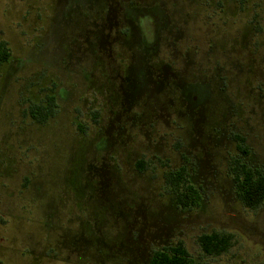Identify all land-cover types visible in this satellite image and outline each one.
<instances>
[{
  "label": "rangeland",
  "instance_id": "1",
  "mask_svg": "<svg viewBox=\"0 0 264 264\" xmlns=\"http://www.w3.org/2000/svg\"><path fill=\"white\" fill-rule=\"evenodd\" d=\"M2 42L0 264H150L179 243L264 264V204L244 207L231 170H264V0H0ZM181 167L191 211L165 184ZM214 231L235 242L206 257Z\"/></svg>",
  "mask_w": 264,
  "mask_h": 264
},
{
  "label": "trees",
  "instance_id": "2",
  "mask_svg": "<svg viewBox=\"0 0 264 264\" xmlns=\"http://www.w3.org/2000/svg\"><path fill=\"white\" fill-rule=\"evenodd\" d=\"M10 50L6 43H0V66L9 61ZM48 106H36L32 114L36 121L45 122L53 112L54 99L49 97ZM35 109V110H34ZM238 149L244 155L248 154L245 141L240 136H235ZM139 165H143L141 162ZM235 182L237 198L244 207L257 210L264 204V170L253 168L240 160H235L231 168ZM165 184L173 194L176 206L183 211H191L201 206L203 194L190 179L188 169L181 167L166 174ZM235 236L228 232H212L203 234L198 238V245L206 257H218L230 251ZM150 264H196L188 250L182 243L163 247L153 252Z\"/></svg>",
  "mask_w": 264,
  "mask_h": 264
},
{
  "label": "flooded vegetation",
  "instance_id": "3",
  "mask_svg": "<svg viewBox=\"0 0 264 264\" xmlns=\"http://www.w3.org/2000/svg\"><path fill=\"white\" fill-rule=\"evenodd\" d=\"M137 21V20H136ZM138 24L136 27H138L139 31L144 35V37H147L150 33V35L154 32V23L152 21L145 22L144 18L140 21H137Z\"/></svg>",
  "mask_w": 264,
  "mask_h": 264
}]
</instances>
